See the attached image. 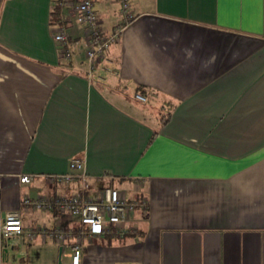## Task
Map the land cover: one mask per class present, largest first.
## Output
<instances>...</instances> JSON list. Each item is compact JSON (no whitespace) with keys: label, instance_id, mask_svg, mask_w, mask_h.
Segmentation results:
<instances>
[{"label":"crops","instance_id":"0c3cea01","mask_svg":"<svg viewBox=\"0 0 264 264\" xmlns=\"http://www.w3.org/2000/svg\"><path fill=\"white\" fill-rule=\"evenodd\" d=\"M55 1L0 0V226L16 210L25 230H77L78 216L23 198L114 186L149 207L136 234L78 239L80 264H264V0H130L128 21L122 0H94L120 36L115 73L92 78L87 30L70 6L52 22ZM138 87L162 99L138 101ZM75 157L88 190L56 177ZM76 240L0 232V264H72Z\"/></svg>","mask_w":264,"mask_h":264},{"label":"built area","instance_id":"2783aa9c","mask_svg":"<svg viewBox=\"0 0 264 264\" xmlns=\"http://www.w3.org/2000/svg\"><path fill=\"white\" fill-rule=\"evenodd\" d=\"M60 7H73L75 19L84 25L87 30V47L85 49L88 66L84 69L89 78H92L100 69L108 73H115L110 65V60L106 53L111 45L119 39L120 30L110 35H106L100 24L94 0H57ZM122 13L126 21L133 18L130 13V0H122ZM55 40L62 45V55L66 59L74 57V51L70 45L69 34L63 27L55 34ZM101 61H106L101 65ZM100 79H104L100 76ZM135 98L143 103L147 102V97L143 93H136ZM71 171L57 175L56 177L65 182L80 183L82 190L91 188L90 176L85 171V160L75 157L70 162ZM31 177L23 175L21 182H29ZM23 204L26 207L36 209H48L57 207L62 211H68L80 219L81 226L75 230L73 228H47L25 230L22 223L20 211H9L1 221L0 232L2 235L11 237L15 243H19L25 236L34 238L36 236L49 237L58 241H67L73 237L77 240L72 245V264H80L83 246L80 239L83 236L118 235L125 237L136 234L137 226L131 224L133 214L138 210H147L149 203L147 200L128 199L126 195L117 187L109 186L95 199L86 197L80 193L78 195L67 196L56 199L30 198L24 197Z\"/></svg>","mask_w":264,"mask_h":264},{"label":"trees","instance_id":"16d2710c","mask_svg":"<svg viewBox=\"0 0 264 264\" xmlns=\"http://www.w3.org/2000/svg\"><path fill=\"white\" fill-rule=\"evenodd\" d=\"M57 3V0L55 1L54 9L51 13V20L52 22L61 23V17H60V6ZM139 91L143 94H146V89L144 87H138ZM170 114L164 115L162 117V120L164 123L169 121Z\"/></svg>","mask_w":264,"mask_h":264},{"label":"rangeland","instance_id":"374dc122","mask_svg":"<svg viewBox=\"0 0 264 264\" xmlns=\"http://www.w3.org/2000/svg\"><path fill=\"white\" fill-rule=\"evenodd\" d=\"M146 97H147V102H146V104H148V105H150L151 104V101L153 100V99H162L161 97H159V95L158 94H155V93H147V94H144Z\"/></svg>","mask_w":264,"mask_h":264}]
</instances>
